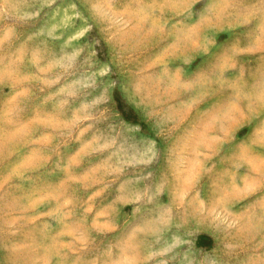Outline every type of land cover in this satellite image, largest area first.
Returning a JSON list of instances; mask_svg holds the SVG:
<instances>
[{
  "label": "clouds",
  "instance_id": "obj_1",
  "mask_svg": "<svg viewBox=\"0 0 264 264\" xmlns=\"http://www.w3.org/2000/svg\"><path fill=\"white\" fill-rule=\"evenodd\" d=\"M0 264H264V0H0Z\"/></svg>",
  "mask_w": 264,
  "mask_h": 264
}]
</instances>
